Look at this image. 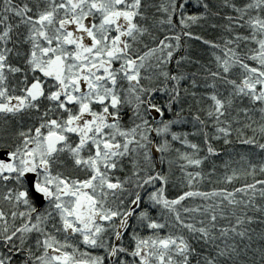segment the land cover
<instances>
[{
    "label": "snow or ice",
    "instance_id": "1",
    "mask_svg": "<svg viewBox=\"0 0 264 264\" xmlns=\"http://www.w3.org/2000/svg\"><path fill=\"white\" fill-rule=\"evenodd\" d=\"M0 264H264V0H0Z\"/></svg>",
    "mask_w": 264,
    "mask_h": 264
}]
</instances>
